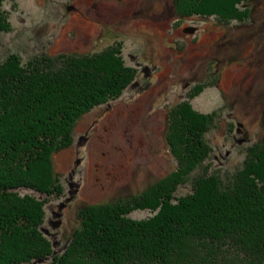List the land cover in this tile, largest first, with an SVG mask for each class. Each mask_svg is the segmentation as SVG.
I'll use <instances>...</instances> for the list:
<instances>
[{"label":"trees","instance_id":"obj_1","mask_svg":"<svg viewBox=\"0 0 264 264\" xmlns=\"http://www.w3.org/2000/svg\"><path fill=\"white\" fill-rule=\"evenodd\" d=\"M6 1L2 33L12 30ZM244 1L174 0V7L180 19L244 22L236 8ZM136 76L115 47L28 61L13 54L0 64V264H264V140L241 165L211 170L207 135L217 113L190 101L170 112L176 170L141 195L85 206L66 249L55 251L42 231L45 206L65 197L55 155L73 144L84 116L121 97ZM138 210L152 216L133 219Z\"/></svg>","mask_w":264,"mask_h":264},{"label":"rangeland","instance_id":"obj_2","mask_svg":"<svg viewBox=\"0 0 264 264\" xmlns=\"http://www.w3.org/2000/svg\"><path fill=\"white\" fill-rule=\"evenodd\" d=\"M236 8L248 15L246 21L180 19L174 0L4 3L12 30L0 32V64L13 54L28 61L42 54L98 55L115 47L126 66L137 71L132 87L84 116L75 126L73 144L55 155L65 197L45 206L42 227L50 231L43 233L56 252L66 249L85 206L141 195L176 170L168 133L170 112L180 103L190 101L205 115L217 113L207 135L211 170L241 165L247 151L261 145L264 0H245ZM190 28L195 31H186ZM137 79L143 89L133 86ZM64 202L60 218L53 217ZM151 216L148 210L131 215L136 220ZM56 221L61 225L54 229Z\"/></svg>","mask_w":264,"mask_h":264},{"label":"water","instance_id":"obj_3","mask_svg":"<svg viewBox=\"0 0 264 264\" xmlns=\"http://www.w3.org/2000/svg\"><path fill=\"white\" fill-rule=\"evenodd\" d=\"M186 31H188L189 33H193V32L195 31V29L190 28V29H188V30H186ZM71 180H73V176H71ZM70 185H71V186H70L71 189H73L74 186H75V182L73 181V183H71ZM77 186H79V185L77 184ZM77 186H76V187H77ZM74 191H75V190H71V193L74 192ZM70 198H72V197H69L66 201L68 202V201L70 200ZM65 206H66L65 202L62 203V204L59 206L58 211L54 213V217L60 218V216H61V211L63 210V208H65ZM60 225H61V222H60V221H56V222L53 224V228L56 229L57 227H60ZM43 232L46 233L47 235H49V233H50V231L47 230V229H43ZM54 244H55V243H54ZM54 246H55V245H54Z\"/></svg>","mask_w":264,"mask_h":264},{"label":"flooded vegetation","instance_id":"obj_4","mask_svg":"<svg viewBox=\"0 0 264 264\" xmlns=\"http://www.w3.org/2000/svg\"><path fill=\"white\" fill-rule=\"evenodd\" d=\"M139 81V79H137V81L135 82V84L133 85V86H135V87H140L141 89H143V87L140 85V83L138 82Z\"/></svg>","mask_w":264,"mask_h":264}]
</instances>
